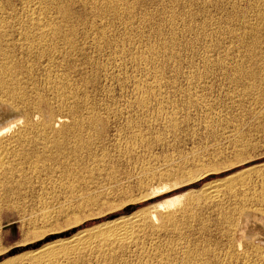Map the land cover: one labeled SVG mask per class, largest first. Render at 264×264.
Here are the masks:
<instances>
[{
	"label": "rangeland",
	"instance_id": "1",
	"mask_svg": "<svg viewBox=\"0 0 264 264\" xmlns=\"http://www.w3.org/2000/svg\"><path fill=\"white\" fill-rule=\"evenodd\" d=\"M56 1L0 0V18L7 16V22H12L10 36L16 44L21 39L20 24L31 18L48 17L61 27V52H54V56H47L51 55L47 50L41 55L19 46L15 51L12 48V60L16 62L13 56L18 55L17 62L24 64L26 71L18 74L23 82L18 79L14 89L30 104L38 103L41 96L46 100L39 106L41 115L33 114L34 123L72 119L64 122L66 127L62 125L72 133L61 126L62 130L56 129L63 131V138L61 132L55 133L57 136L53 133L56 140L47 138L50 133L41 134L47 142L50 139L46 146L40 140L38 148L28 147H34L33 151L0 149V172H5L0 173V264H49L46 258H34L46 246L55 247L54 257L48 256L53 264L56 260L55 264H218L232 248L226 230L230 217L244 207L264 209V0ZM252 33L255 37L250 36ZM3 76L0 73L1 83L6 81ZM54 82L60 86L57 88ZM4 85H0V101L16 109L23 106L20 98L12 104L9 96L13 94L5 93ZM59 91L64 92L65 101L56 97ZM72 94L75 99L70 101ZM8 97L10 102L6 101ZM83 99L90 101L89 106ZM52 106L59 109L57 113ZM72 106L75 109L71 111ZM24 108L19 110L26 111ZM88 114L101 121L99 127L97 122L95 129L90 126ZM76 118L81 129L76 126ZM12 133L5 134L4 140ZM78 135L84 140H77ZM10 150L19 151L13 156ZM24 151L30 153L21 162L16 153ZM210 185H219L220 196L214 204L206 200ZM134 214L147 217L135 227V237L107 250L100 239L114 233L117 221ZM151 215L158 217L155 223L148 221ZM79 237L86 239L84 245L70 247L69 242Z\"/></svg>",
	"mask_w": 264,
	"mask_h": 264
},
{
	"label": "bare ground",
	"instance_id": "2",
	"mask_svg": "<svg viewBox=\"0 0 264 264\" xmlns=\"http://www.w3.org/2000/svg\"><path fill=\"white\" fill-rule=\"evenodd\" d=\"M47 0H45V2H46ZM56 1V0H55ZM50 2V1H49ZM57 2V1H56ZM106 2V1H105ZM92 3V2H91ZM105 5H106V3H104ZM110 5V4H109ZM94 6V5H93ZM107 6V5H106ZM96 7V6H95ZM94 9V8H93ZM104 9V8H103ZM106 9H108V8H106ZM113 9V8H112ZM96 10V9H95ZM1 12V11H0ZM66 12V11H65ZM69 12V11H68ZM33 14H35V13H33ZM37 14V13H36ZM43 14V13H42ZM3 15V14H2ZM5 15V14H4ZM3 15V16H4ZM15 15V14H14ZM28 15V14H27ZM40 15V14H39ZM107 15V14H106ZM1 16V15H0ZM2 17V16H1ZM5 17V16H4ZM7 17V16H6ZM6 17H5V19H3V18H0V73H2L4 76L3 77H5L6 78V81H5V83H4V79H3V82L2 83H4V84H2L1 83V81L2 80H0V85H4L3 86V90H7V91H5V93H8V94H10V95H12V96H9V97H11V100L13 101V103L12 104H14V101L15 102H17L16 100L17 99H19V100H21L22 101V99H23V103H22V105L23 106H20V105H18V107L19 108H21V107H25L26 108V111H22V110H19V108L18 109H16V107L17 106H15V108H13V105H10V104H7V103H4V100H2V101H0V149H3V151L5 150V147H7V148H10V147H17V148H19V149H24V148H26V151H27V148L28 147H32V146H34V147H39L40 145H38V146H36V144H39L38 142H40V140H42V142L43 141H45V146L49 143H51L50 142V139H54L55 138V136H53L55 133H57L58 132V130H56L57 129V127H59V128H61L62 127V125H64L65 126V124H67L68 123V121H71V120H68L69 118H67L66 120H62V119H54L53 117L54 116H52L51 118H53V120L52 121H50V122H47L48 124H43V123H34L33 122V120H32V118H34V116H33V114H37L38 115V117H39V114L41 113H39V110H40V108H39V106L42 104L43 105V103H47L46 102V100L44 99V98H42V96H41V98L39 99V98H37L36 96L34 97V98H37L38 99V103H36V104H30L31 102H27V100L25 99V98H21L22 97V93L20 92L19 94H18V92L16 93L15 92V90L17 89H14V85L18 82V79L19 80H21V78H18V74L20 73V72H26V71H24L25 70V67H24V64H21V63H19V62H17L18 60L17 59H19V58H17V56L16 57H14L13 56V58H16L15 60H16V62H14L13 60H12V56H11V51H12V48L14 49V51H15V49L17 48V46H19L20 48H24V49H27V50H29L30 52L29 53H31V54H36L35 52H41V51H43L44 50V52H45V50H47V51H49V54H51V55H48L47 54V56H52V54H53V56H54V52L56 53V52H61V51H59V49L62 47H60V48H58V45H59V43L62 41V39H61V37H63V35L61 34V33H63L61 30L62 29H60V28H58V27H56V25L54 24V22H52L50 19H48V17L46 18V17H39V18H31V19H27L28 21H26V22H22L21 24H20V31H19V34L18 35H20V37H21V39L19 40V43L17 42V44H16V42H14V40L12 41L11 39L13 38L12 37V34H11V36H10V31H11V33H12V31L13 30H10V29H12V26H10L11 25V23H9V21L7 22V20H6ZM9 18V17H8ZM14 18V17H13ZM12 18V19H13ZM15 20H16V18H15ZM14 20V21H15ZM19 20V19H18ZM24 20V19H23ZM13 21V22H14ZM172 22V21H171ZM15 23H17V22H15ZM19 23V22H18ZM176 23V22H175ZM60 24V23H59ZM15 26V25H14ZM64 25H62V27H63ZM127 26V25H126ZM18 27V26H17ZM16 27V28H17ZM256 27V26H255ZM14 28V27H13ZM256 28H258V27H256ZM15 30V29H14ZM101 30H103V29H101ZM250 30H251V28H250ZM257 30V29H256ZM18 31V30H17ZM17 31H15V32H17ZM73 31V30H72ZM104 31V30H103ZM68 32H69V30H68ZM67 32V33H68ZM14 33V32H13ZM69 33H71V32H69ZM109 33H111V32H109ZM257 33V32H256ZM74 34V33H73ZM115 34V33H114ZM250 34V33H249ZM254 33H252L250 36H252ZM14 35V34H13ZM15 35H17V34H15ZM66 36H67V34H65ZM69 35V34H68ZM71 35H72V33H71ZM263 35V34H262ZM100 36V35H99ZM105 36V35H104ZM254 37H255V34L253 35ZM256 36H257V34H256ZM259 36V35H258ZM12 37V38H11ZM74 37V36H73ZM260 37H261V35H260ZM110 38V37H109ZM253 38V37H252ZM95 39V38H94ZM93 39V40H94ZM257 39H260L259 37L257 38ZM109 40V39H108ZM17 41V40H16ZM63 41H65V40H63ZM70 41V40H69ZM72 41V40H71ZM106 41V40H105ZM251 41H252V39H251ZM250 41V42H251ZM258 41V40H257ZM99 42V41H98ZM112 43H113V41H111ZM245 42V41H244ZM255 42V41H254ZM243 43V42H242ZM246 43V42H245ZM262 43V42H261ZM260 43V44H261ZM63 44V43H62ZM68 43H66L65 45H67ZM72 44V43H71ZM82 44V43H81ZM96 44V43H95ZM114 44H116V43H114ZM125 44V43H124ZM251 44H253V43H251ZM75 44H73V46H74ZM77 45V44H76ZM75 45V46H76ZM110 45V44H109ZM109 45H107V47L109 46ZM111 45H113V44H111ZM111 45L109 46L110 48H111ZM82 46V45H81ZM102 46V45H101ZM117 46H119V45H117ZM45 47H47V48H45ZM67 47V46H66ZM76 47H79V46H76ZM75 47V48H76ZM96 47H98V46H96ZM104 47V46H103ZM254 47V46H253ZM256 47H258V46H256ZM255 47V48H256ZM19 48V49H20ZM72 48V47H71ZM75 48H73V49H75ZM112 48H113V50H117V49H119V48H115L114 49V46H112ZM111 48V49H112ZM18 49V48H17ZM79 49H81V48H79ZM78 49V50H79ZM86 49V48H85ZM95 49H97V48H95ZM100 49V48H99ZM105 49V48H104ZM110 49V50H111ZM171 49V48H170ZM253 49V48H252ZM67 50V49H66ZM69 50H70V48H69ZM82 50V49H81ZM103 50V48L101 49V51ZM17 51H19V50H17ZM20 51H22V53H23V50H20ZM19 51V52H20ZM63 51V50H62ZM84 50H82V52H83ZM118 51V50H117ZM13 52V51H12ZM25 52V51H24ZM27 52V51H26ZM64 52V51H63ZM73 52V51H72ZM79 52V51H78ZM81 52V53H82ZM99 52H100V50H99ZM16 53V52H15ZM38 53V54H39ZM74 53H75V50H74ZM80 53V52H79ZM41 54V53H40ZM78 54V53H77ZM263 54V53H262ZM16 55V54H15ZM42 55V54H41ZM40 55V56H41ZM45 55H46V53H45ZM58 55V54H57ZM63 55V54H62ZM61 54H60V56H62ZM75 55H76V53H75ZM80 55V54H79ZM82 55V54H81ZM264 55V54H263ZM23 56H24V54H23ZM33 56V55H32ZM35 56V55H34ZM39 56V57H40ZM44 56V55H43ZM59 56V57H60ZM65 56H67V55H65ZM89 56V55H88ZM246 56V55H245ZM25 57V56H24ZM28 57H30V55L28 56ZM173 57V56H172ZM250 57V56H249ZM248 57V58H249ZM37 58V57H36ZM46 58L47 57H45V60H46ZM64 58V57H63ZM68 58V57H67ZM79 58V57H78ZM80 58H82V56L80 57ZM83 58H84V56H83ZM87 58H89V57H87ZM93 58V57H92ZM166 58V57H165ZM251 58V57H250ZM249 58V59H250ZM22 59V58H21ZM31 59V58H30ZM30 59H27V60H30ZM40 60H41V57L39 58ZM43 59V58H42ZM48 59V58H47ZM55 59H56V54H55ZM68 59H70V58H68ZM67 59V60H68ZM73 59V57L71 58V61H74V59ZM90 59V58H89ZM107 59V58H106ZM34 60V59H33ZM37 60V59H36ZM39 60V61H40ZM59 60H60V58H59ZM64 60V59H63ZM67 60H66V62H67ZM78 60V59H77ZM83 60V59H82ZM87 60V59H86ZM167 60V59H166ZM244 60V59H243ZM255 60V59H254ZM261 60V59H260ZM22 62H23V59L21 60ZM20 61V62H21ZM38 61V60H37ZM41 61H43V60H41ZM57 61V60H56ZM55 60H54V62H56ZM65 61V60H64ZM85 61V60H84ZM83 61V62H84ZM249 61H251V60H249ZM31 62V61H30ZM36 62V61H35ZM53 62V61H52ZM88 62V61H87ZM96 62V61H95ZM255 62V61H254ZM262 62V61H261ZM23 63H25V60H24V62ZM27 63V62H26ZM33 63V62H32ZM32 63H31V65H32ZM41 63H43V62H41ZM64 63V62H63ZM75 63V62H74ZM91 63V62H90ZM244 63V62H243ZM250 63V62H249ZM252 63V62H251ZM260 63V62H259ZM28 64H30V63H28ZM27 64V65H28ZM52 64V63H51ZM55 64V63H54ZM58 64H60V62L58 61ZM76 64H78V63H75V65ZM82 64V63H81ZM86 64V63H85ZM88 64V63H87ZM261 64V63H260ZM260 64L258 65V66H260ZM26 65V64H25ZM30 65V66H31ZM34 65V64H33ZM32 65V66H33ZM35 65H36V63H35ZM56 65V64H55ZM63 65V64H62ZM69 65H71V63L69 64ZM73 65V64H72ZM92 65V64H91ZM95 65V64H94ZM99 65H100V63H99ZM57 66V65H56ZM60 65H58V67H59ZM97 66V65H96ZM109 66V65H108ZM158 66V65H157ZM242 66H244L243 64H242ZM247 66H248V64H247ZM27 67V66H26ZM165 67V66H164ZM238 67V66H237ZM236 67V69H238ZM244 67H246V66H244ZM34 68V67H33ZM42 68V67H41ZM49 68V67H48ZM51 68V67H50ZM57 68V67H56ZM73 68V67H72ZM102 68V67H101ZM247 68V67H246ZM255 68V67H254ZM258 68V67H257ZM31 69V68H30ZM38 69H39V67H38ZM46 69V68H45ZM92 69V68H91ZM97 69V68H96ZM99 69V68H98ZM97 69V70H98ZM241 69V68H240ZM27 70H29V69H27ZM33 70V69H32ZM48 70H50V69H48ZM54 70V69H53ZM57 70V69H56ZM56 70H54V71H56ZM61 70V69H60ZM95 70V69H94ZM97 70H96V72H97ZM106 70H108V69H106ZM245 70V69H244ZM247 70V69H246ZM44 72H45V70H43ZM59 71V70H58ZM62 71H64V70H62ZM66 71V70H65ZM72 71V76H73V70H71ZM81 71V70H80ZM241 71V70H240ZM250 71V70H249ZM252 71V70H251ZM34 72V71H33ZM40 72H41V70H40ZM44 72H42V75H43V73ZM49 71H46V73H48ZM84 72V71H83ZM234 72H235V69H234ZM233 72V73H234ZM242 72V71H241ZM38 73V72H37ZM53 73V72H52ZM57 73V72H56ZM56 73H54L55 75H56ZM63 73V72H62ZM67 73V72H66ZM75 73V72H74ZM79 73V72H78ZM249 73V72H248ZM251 73V72H250ZM255 73V72H254ZM257 73V72H256ZM262 73H263V71H262ZM21 74V73H20ZM23 74V73H22ZM36 74V73H35ZM59 74H61L60 73V71H59ZM63 74H65V72L63 73ZM69 74V73H68ZM68 74H66V75H68ZM94 74V73H93ZM253 74V73H252ZM261 74V73H260ZM25 75V74H24ZM33 75V74H32ZM32 75H31V77H32ZM53 75V74H52ZM54 75V76H55ZM70 75V74H69ZM92 75V74H91ZM97 75V74H96ZM236 75H237V73H236ZM238 75H240V74H238ZM248 75H250V74H248ZM19 76H21V77H24V76H22V75H19ZM35 76V75H34ZM49 76H51L50 74H49ZM58 76V75H57ZM231 76H234L235 77V75H231ZM254 76V75H253ZM2 77V76H1ZM27 77V76H26ZM25 77V78H26ZM30 76H29V78H31ZM45 77H47L46 76V74H45ZM53 77V76H52ZM51 77V78H52ZM60 77H61V75H60ZM64 77H66V76H64ZM68 77V76H67ZM71 77V76H70ZM75 77V76H74ZM237 77V76H236ZM235 77V78H236ZM240 77V76H239ZM245 77V76H244ZM244 77H242V78H244ZM250 77V76H249ZM41 78V77H40ZM59 78V77H58ZM62 78V77H61ZM92 78V77H91ZM241 78V77H240ZM240 78H238V79H240ZM241 78V79H242ZM264 78V77H263ZM2 79V78H1ZM24 79V78H23ZM36 79V78H35ZM64 79H66V78H64ZM82 79V78H81ZM25 80V79H24ZM27 80V79H26ZM41 80H43V79H41ZM45 80V79H44ZM51 80H54V78H52ZM58 80V79H57ZM77 80V79H76ZM93 80V79H92ZM91 80V81H92ZM32 81V80H31ZM33 81H35V80H33ZM55 81V80H54ZM61 81V80H60ZM60 81H59V83H60ZM68 81V80H67ZM73 81V80H72ZM90 81V82H91ZM94 82H95V79L93 80ZM236 81V80H235ZM240 81V80H239ZM245 81V80H244ZM247 81V80H246ZM260 81V80H259ZM21 82H23L22 80H21ZM28 82V80L25 82V84H28L27 83ZM56 82V81H55ZM55 82H54V86H57V88H58V86H60V85H55ZM62 82V81H61ZM64 82V81H63ZM83 82V81H82ZM86 82V81H85ZM84 82V83H85ZM87 82H89V81H87ZM87 82L85 83V84H87ZM236 82H238V81H236ZM243 82V81H242ZM257 82V81H256ZM263 82V81H262ZM7 83V84H6ZM31 83V82H30ZM38 83V82H37ZM36 82H35V84H37ZM65 83V82H64ZM67 83V82H66ZM70 82H68V84H69ZM80 83V82H79ZM261 83V82H260ZM19 84H20V82H19ZM18 84V85H19ZM22 84V83H21ZM42 84H44V83H42ZM47 84V83H46ZM48 84H50L49 83V81H48ZM57 84H58V82H57ZM61 84V83H60ZM73 84V83H72ZM259 84V83H258ZM6 85H8V86H6ZM23 85V84H22ZM29 85V84H28ZM75 85V84H74ZM74 85H72V86H74ZM88 85V84H87ZM16 86V85H15ZM20 87H21V85H19ZM27 86V85H26ZM33 86V85H32ZM46 86H49V85H46ZM66 86V85H65ZM65 86H64V88H65ZM71 86V85H70ZM69 86V88H71ZM11 87V88H10ZM23 87V86H22ZM19 88L20 90L21 89H23V88ZM36 87V86H35ZM42 87V86H41ZM87 87V86H86ZM0 88H1V86H0ZM14 89V92H9V90H13ZM28 88V87H27ZM26 88V90H28ZM34 88V87H33ZM37 88V87H36ZM44 88H45V86H44ZM48 88V87H47ZM50 88V87H49ZM55 88V87H54ZM62 88V87H61ZM67 88V87H66ZM85 88V87H84ZM19 89H18V91H19ZM40 89H42V88H40ZM51 89V88H50ZM60 89V88H59ZM58 89V90H59ZM77 89V88H76ZM24 90H25V88H24ZM26 90H25V92H26ZM61 90V89H60ZM68 90V89H67ZM66 90V91H67ZM74 89H72V91H73ZM44 91V90H43ZM53 91H54V89H53ZM65 91V90H64ZM65 91V92H66ZM70 91V90H69ZM77 90H75V92H76ZM82 91V90H81ZM24 92V93H25ZM29 92V91H28ZM35 92H36V90H35ZM34 92V93H35ZM42 92V91H41ZM46 92V91H45ZM54 92H56V90L54 91ZM30 93V92H29ZM33 93V92H32ZM39 93H40V91H39ZM38 93V94H39ZM44 93V92H43ZM63 93L64 92H62V94H61V92L59 91V93L57 94V96L56 97H58V99L60 100V99H62L63 98ZM71 93V92H70ZM89 93H90V91H89ZM254 93V92H253ZM0 94H1V92H0ZM21 94V96H19ZM37 94V93H36ZM46 94V93H45ZM44 94V95H45ZM75 94V93H74ZM74 94H72L73 96H69V98H70V101H71V98H72V101H73V99H75V98H73V97H75L74 96ZM84 94H85V92H84ZM91 94V93H90ZM3 95L4 94H2V96L1 97H3ZM24 95V94H23ZM26 95H28L27 93H26ZM33 95V94H32ZM43 95V94H42ZM47 95V94H46ZM45 95V96H46ZM55 95H56V93H55ZM65 95H66V93H65ZM64 95V96H65ZM76 95V94H75ZM81 95V94H80ZM89 95V94H88ZM7 96V95H6ZM53 96V95H52ZM77 96V95H76ZM85 96H86V94H85ZM91 96V95H90ZM90 96L88 97V98H90ZM8 97V100H6L7 102L9 101V98ZM26 97V96H25ZM50 97V96H49ZM84 97V96H83ZM27 98V97H26ZM31 98V97H30ZM47 98H48V96H47ZM68 98V99H69ZM77 98V97H76ZM79 98V97H78ZM80 98H81V96H80ZM87 98V97H86ZM4 99H5V96H4ZM36 99V100H37ZM58 99H56V101L58 100ZM64 99V98H63ZM67 99V98H66ZM1 100V99H0ZM26 100V101H25ZM50 100V99H49ZM58 100V101H59ZM81 100V99H80ZM84 100V99H83ZM82 100V101H83ZM51 101V100H50ZM64 101H65V99H64ZM77 101H78V99H77ZM85 101V100H84ZM87 101H88V99H87ZM87 101H85V103H87ZM10 102V101H9ZM18 102H20V101H18ZM53 102H55V101H53ZM61 102V101H60ZM60 102L58 103L59 105H61L60 104ZM67 102V101H66ZM65 102V103H66ZM69 102V101H68ZM88 102H90V101H88ZM92 102V101H91ZM34 103V102H33ZM57 103V102H56ZM64 103V102H63ZM75 103V102H74ZM84 103V104H85ZM93 103V102H92ZM48 104H50L49 102H48ZM55 104V103H54ZM53 104V105H54ZM67 104V103H66ZM70 104V103H69ZM76 104V103H75ZM88 104V103H87ZM90 104V103H89ZM89 104H88V106H89ZM94 104V103H93ZM51 105V104H50ZM49 105V106H50ZM81 105V104H80ZM92 105V104H91ZM98 105V104H97ZM48 106V107H49ZM58 106V105H57ZM57 106H56V108H57ZM62 106V105H61ZM64 106V105H63ZM62 106V107H63ZM75 106V105H74ZM79 106V105H78ZM78 106H77V108H78ZM47 107V106H46ZM53 107V110H54V106H52ZM67 107V106H66ZM71 107V106H70ZM93 107V106H92ZM102 107V106H101ZM24 108V109H25ZM30 108H32V112L30 111ZM60 108V107H59ZM90 108V107H89ZM96 108V107H95ZM49 110H50V108H48ZM58 109V108H57ZM57 109H55V110H57ZM65 109V108H64ZM72 109H73V106H72V108H71V111H72ZM75 109V108H74ZM73 109V110H74ZM79 109V108H78ZM78 109L76 110V111H78ZM80 109H82V108H80ZM84 109V108H83ZM104 109V108H103ZM107 109V108H106ZM55 110H54V113H57V111L55 112ZM59 110V109H58ZM88 110V109H87ZM101 110V109H100ZM110 110V108H108V111ZM41 111H43V110H41ZM64 111V110H63ZM66 111V110H65ZM70 111V110H69ZM80 111V110H79ZM93 111V110H92ZM106 111V110H105ZM27 112V113H26ZM81 112V111H80ZM85 112V111H84ZM83 112V113H84ZM89 112V111H88ZM91 112V111H90ZM95 112V111H94ZM65 113V112H64ZM70 113V112H69ZM72 113V112H71ZM75 113V112H74ZM87 113V112H86ZM96 113V112H95ZM61 114V113H60ZM77 114H78V112H77ZM80 114V113H79ZM82 114V113H81ZM104 114H107V113H104ZM113 114V113H112ZM37 115H36V117H37ZM41 115V114H40ZM42 115H44V114H42ZM55 115V114H54ZM67 115H70V114H67ZM73 115V114H72ZM88 115H90V114H88ZM97 116H98V112H97V114H96ZM33 116V117H32ZM60 116V115H59ZM61 116H62V114H61ZM60 116V117H61ZM80 116V115H79ZM83 116V115H82ZM95 116V115H94ZM93 114L92 115H90L88 118V120H90L89 121V124H90V126L91 127H94V125H95V123L97 122L96 121V119H92L93 117ZM41 117V116H40ZM68 117V116H67ZM70 118H71V116H69ZM44 118H45V115H44ZM75 118V117H74ZM82 118V117H81ZM81 118H79L80 120H81ZM99 118V117H98ZM105 118V117H104ZM92 119V120H91ZM107 119H109V118H107ZM40 120V119H39ZM38 120V121H39ZM43 120H46V118L45 119H43ZM50 120V119H49ZM68 120V121H67ZM83 120V119H82ZM101 120V119H100ZM37 121V122H38ZM66 121H67V123H66ZM107 121V120H106ZM64 122H65V124H64ZM72 122V121H71ZM76 126H77V128H79L80 127V124L78 123L79 121H78V119L76 118ZM85 122V121H84ZM99 122V121H98ZM97 122V123H98ZM101 122V121H100ZM99 122V123H100ZM108 122V121H107ZM70 123V122H69ZM74 123V122H73ZM83 123V122H82ZM99 123H98V127H99ZM75 124V123H74ZM87 124V123H86ZM85 124V125H86ZM110 124V123H109ZM70 125V124H69ZM68 125V128L70 127ZM85 125H83V126H85ZM61 126V127H60ZM62 127V128H64L65 129V127ZM89 126V127H90ZM82 127V126H81ZM62 128H61V130H62ZM71 128V127H70ZM72 129V128H71ZM71 129H68V130H71ZM75 129V128H74ZM79 129H81V128H79ZM79 129H78V131H79ZM86 128H84V130H85ZM89 129V128H88ZM92 129V128H91ZM94 129H95V127H94ZM98 129V128H97ZM96 129V131H98ZM61 130H59V132H61ZM73 130V129H72ZM82 130H83V128H82ZM65 132H67L66 131V129L64 130ZM81 131V130H80ZM86 131H88V130H86ZM91 131V130H90ZM11 132H13L11 135H9L8 137H9V139H7V140H4V137H5V134H8V133H11ZM58 132V133H59ZM63 132V131H62ZM61 132V133H62ZM68 132H70V131H68ZM67 132V133H68ZM81 132H85V131H81ZM44 133H50V135H52V136H47V134L45 135V136H47V138L48 137H51L49 140H48V142H47V140L46 139H44L43 137H42V135L41 134H44ZM54 133V134H53ZM70 133H72V132H70ZM79 133V132H78ZM77 133V134H78ZM98 133V132H97ZM63 134V133H62ZM62 134L60 135V137L62 136ZM66 134V133H65ZM69 134V133H68ZM79 134H84V133H79ZM90 134H92V131H91V133ZM93 134H94V131H93ZM49 135V134H48ZM56 135V134H55ZM71 135V134H70ZM73 135H74V133H73ZM72 135V136H73ZM44 136V135H43ZM57 136V135H56ZM65 135L63 134V136H62V138L64 137ZM67 136V135H66ZM89 136V135H88ZM59 137V138H60ZM69 137V136H68ZM84 137H85V135H84ZM98 137H99V135H98ZM75 138V137H74ZM90 138H92V137H90ZM95 138V137H94ZM100 138H101V136H100ZM65 139V138H64ZM64 139H61V141H63ZM76 139L78 140V139H80L81 140V136L80 135H78V136H76ZM98 139V138H97ZM55 140H56V138H55ZM58 140V139H57ZM82 140H84V139H82ZM81 140V141H82ZM88 140V139H87ZM91 140V139H90ZM52 141V140H51ZM59 141V140H58ZM60 141V142H61ZM65 141H66V139H65ZM74 141V140H73ZM96 141V140H95ZM53 142H54V140H53ZM57 142V141H56ZM64 142V141H63ZM92 142V141H91ZM47 143V144H46ZM62 143V142H61ZM76 143V142H75ZM83 143V142H82ZM85 143V142H84ZM87 143V142H86ZM86 143H85V145H86ZM41 144V143H40ZM44 144V143H43ZM42 144V145H43ZM53 144H55V143H53ZM68 144H69V142H68ZM67 144V145H68ZM62 145H63V143H62ZM66 145V144H65ZM68 146H70V144L68 145ZM73 146V145H72ZM90 146V145H89ZM32 148L33 150H35V148ZM74 147V146H73ZM77 147V146H76ZM86 147V146H85ZM16 148V149H17ZM54 148H56V147H54ZM59 148H62L61 146L59 147ZM71 146H70V150H71ZM87 148V147H86ZM12 149H14V148H12ZM29 149V148H28ZM30 150L29 149V151H33V150ZM50 149V148H49ZM77 149V148H76ZM76 149H73V150H76ZM90 149V148H89ZM93 149H95L94 147H93ZM40 150H41V148H40ZM64 150V149H63ZM69 149L67 148V151H68ZM80 150V149H79ZM2 151V150H1ZM8 151H9V149H8ZM8 151H7V153H8ZM10 151H12V150H10ZM17 151H19V150H17ZM17 151H12V152H14L13 154V156H15V152H17ZM21 151H23V150H21ZM26 151H24V152H18V153H16V155H17V157H19L20 159H21V162H24L22 159H26L27 157H28V153H30V152H28V153H26ZM39 151V150H38ZM42 151V150H41ZM58 151V150H57ZM57 151H56V153H57ZM60 151H61V149H60ZM84 151V154H85V149L83 150ZM91 150H89V152H90ZM93 151V150H92ZM47 152V151H46ZM46 152H45V154H46ZM53 152H55V151H53ZM62 152H64V151H62ZM62 152H61V155H62ZM69 152V151H68ZM74 152V151H73ZM76 153L78 152V151H75ZM80 152V151H79ZM78 152V153H79ZM5 153V152H4ZM6 153V154H7ZM34 152H32V154H33ZM38 153H40V151L38 152ZM44 153V152H43ZM52 153V152H51ZM59 153V152H58ZM66 153V152H65ZM70 153H71V151H70ZM76 153H75V158H76ZM91 153V152H90ZM2 153H0V155H1ZM9 154H10V152H9ZM12 154V153H11ZM42 154V153H41ZM72 154V153H71ZM82 154H83V152H82ZM4 155V154H3ZM48 155V154H47ZM67 156H68V154H66ZM70 155V154H69ZM73 155H74V153H73ZM72 155V157H74ZM87 155H88V153H87ZM92 154H90V156H91ZM108 155V154H107ZM9 156V155H8ZM8 156H6V157H8ZM12 156V157H13ZM41 156V155H40ZM39 156V157H40ZM46 156V155H45ZM49 156V155H48ZM47 156V157H48ZM55 156V155H54ZM66 156V157H67ZM82 156H84V155H82ZM81 156V157H82ZM94 156V155H93ZM2 157V156H1ZM4 158H5V156H3ZM11 157V158H12ZM16 157V158H17ZM34 157V156H33ZM42 157V156H41ZM40 157V158H41ZM52 156H50V157H48V159L49 158H51ZM61 157V156H60ZM80 157V156H79ZM85 157H86V155H85ZM89 157V156H88ZM11 158H10V160H11ZM14 159H15V157H13ZM19 158H17V160H20ZM46 158V157H45ZM68 158H71V157H68ZM74 158V159H75ZM83 158V157H82ZM81 158V159H82ZM94 158V157H93ZM9 159V158H8ZM7 159V160H8ZM13 159V160H14ZM28 159V158H27ZM26 159V160H27ZM55 158H53V159H51V161L52 160H54ZM58 159V158H57ZM65 159V158H64ZM84 159V158H83ZM82 159V160H83ZM86 159V158H85ZM99 159V158H98ZM12 160V161H13ZM33 160V159H32ZM46 160V159H45ZM66 160V159H65ZM70 160H72L73 161V159H70ZM77 160L79 161V159H78V157H77ZM87 160V159H86ZM89 160H90V158H89ZM103 160V159H102ZM101 160V161H102ZM1 161H3V160H1ZM30 161V160H29ZM37 161V160H36ZM41 161H44L43 160V158H42V160ZM51 161H50V163L49 164H51ZM57 161V160H56ZM69 161V160H68ZM85 161V160H84ZM100 161V162H101ZM106 161V160H105ZM104 161V162H105ZM15 162V161H14ZM20 162V163H21ZM104 162H101V163H104ZM1 163V162H0ZM12 163V162H11ZM10 163V164H11ZM18 163V162H17ZM43 163V162H42ZM45 163V162H44ZM47 164H48V162H46ZM52 163H54V162H52ZM57 164H58V162H56ZM78 163V162H77ZM87 163V162H86ZM92 163H94V162H92ZM98 163H99V161H98ZM3 164H4V162H3ZM5 164H7V163H5ZM9 164V163H8ZM15 164V163H14ZM13 164V165H14ZM31 164V163H30ZM37 164V163H36ZM47 164H43V165H47ZM48 164V165H49ZM56 164V165H57ZM60 164H61V162H60ZM60 164H58V165H60ZM69 164H72V163H69ZM73 164H74V162H73ZM78 164H80V161H79V163ZM81 164H82V162H81ZM80 164V166L81 167H83L82 165ZM95 164H96V162H95ZM12 165V164H11ZM19 165V164H18ZM21 165V164H20ZM53 165V164H52ZM75 165V164H74ZM73 165V167H75ZM92 165V164H91ZM3 165H1V167H2ZM16 166V165H15ZM54 166V165H53ZM61 166H63V165H61ZM66 166H68V165H66ZM77 166V165H76ZM79 166V167H80ZM86 166V165H85ZM89 166V165H88ZM87 166V167H88ZM96 166V165H95ZM16 167H19V166H16ZM23 167H24V165H23ZM23 167H22V169H23ZM55 167V166H54ZM72 167V166H71ZM70 167V168H71ZM79 167H77V168H79ZM4 168V167H3ZM8 168V167H7ZM12 169L11 170H13V167H11ZM86 167H84L83 168V170L85 169ZM89 168H91L90 166H89ZM16 169V168H15ZM21 168H20V170H22ZM57 169V168H56ZM75 169V168H74ZM88 169V168H87ZM98 169V168H97ZM106 169V168H105ZM0 170H1V168H0ZM10 170V169H9ZM17 170H19V169H17ZM44 170H46V169H44ZM50 170V169H49ZM53 170V169H52ZM58 170H60L59 169V167H58ZM57 170V171H58ZM72 170H73V168H72ZM72 170H70V172L72 171ZM76 171H77V169H75ZM80 169H78V171H79ZM86 170V169H85ZM84 170V171H85ZM2 171H3V169H2ZM23 171V170H22ZM51 171V170H50ZM54 171H55V169H54ZM74 171V170H73ZM83 171V172H84ZM87 171V170H86ZM9 172V171H8ZM16 172H19V171H16ZM25 172V171H24ZM23 172V173H24ZM40 172V171H39ZM53 172V171H52ZM51 172V173H52ZM58 172H61V171H58ZM70 172H69V175H70ZM81 172H82V169H81ZM93 172V171H92ZM0 173H2V174H4L5 175V172H0ZM14 173V172H13ZM21 174H23L22 172H20ZM41 173V172H40ZM76 173V172H75ZM8 174V173H7ZM49 174V173H48ZM58 174V173H57ZM60 174H63V172L62 173H60ZM74 174V173H73ZM77 174V173H76ZM13 175H15V174H13ZM18 175H19V173H18ZM26 175H28V174H26ZM65 175V174H64ZM68 175V176H69ZM90 175V174H89ZM88 175V176H89ZM92 175V174H91ZM11 175H10V172H9V177H10ZM15 176H17V175H15ZM63 176V175H62ZM66 176V175H65ZM71 176V175H70ZM7 178L6 179H8L9 177L8 176H6ZM13 177V176H12ZM21 177V176H20ZM20 177H19V179H20ZM73 177V176H72ZM71 177V178H72ZM83 177V176H82ZM87 177V176H86ZM15 178V177H14ZM14 178H12V180L14 179ZM23 178V177H22ZM163 178V177H162ZM1 179H2V176H1ZM5 179V180H6ZM17 179V178H16ZM80 179V178H79ZM82 179V178H81ZM68 180V179H67ZM78 180V179H77ZM1 181H3V180H1ZM8 181L9 180H7V181H5V182H7L8 183ZM15 181V180H14ZM58 181V180H57ZM11 182V181H10ZM20 182V181H19ZM72 182V181H71ZM53 183V182H52ZM1 184H2V182H1ZM10 184V183H9ZM12 184V183H11ZM114 184V183H113ZM13 185H14V183H13ZM13 185H11L12 187H13ZM73 185V184H72ZM2 186V185H1ZM5 186V185H4ZM10 186V185H9ZM10 186V187H11ZM6 187V186H5ZM8 187V186H7ZM7 187H6V189H7ZM21 187V186H20ZM218 188H219V185H210L208 188H207V190H206V200L208 201H211V202H213V204L215 203V200L216 199H218L219 198V196H220V191L218 190ZM1 189V188H0ZM2 189H4L3 188V186H2ZM14 189H16V188H14ZM5 190V189H4ZM8 190V189H7ZM10 190V189H9ZM8 190V191H9ZM3 192V191H2ZM6 192V191H5ZM12 192H14V190L12 191ZM81 192V191H80ZM4 193V192H3ZM1 194V193H0ZM94 194V193H93ZM91 195V194H90ZM94 198V197H93ZM245 202L247 203V202H249V201H247V200H245ZM209 204H210V202H209ZM171 205V204H170ZM243 205V204H242ZM159 206H163V205H159ZM158 206V207H159ZM173 206V205H172ZM256 206V205H255ZM157 207V208H158ZM236 212V211H235ZM234 212V213H235ZM50 213V212H49ZM46 214H47V212H46ZM51 214V213H50ZM53 214V213H52ZM166 214H168V213H165V215ZM170 214V213H169ZM231 214H233V213H231ZM42 215H45V213H43ZM135 216H133L132 218H129V219H127V220H119V222L117 221V223H115V224H113V228H114V233L112 234L110 231H109V233H111L112 235H110V236H107L106 238H104V239H100V241H102L103 242V244H104V246L107 248V247H110V249L111 248H113V246H116V245H118V244H124V243H126L127 241H129V240H131L132 238H134L135 236H134V234H135V232H134V229H135V227H137L144 219H146L147 217H145V215L143 216V215H137V214H134ZM171 215V214H170ZM173 215V214H172ZM230 215V214H229ZM46 216H48V215H46ZM51 216V215H50ZM53 216V215H52ZM162 216H164V214L162 215ZM174 216V215H173ZM172 216V217H173ZM232 216V215H231ZM44 217V216H43ZM150 218V219H149ZM148 219V221H150V222H152V223H155L154 221L155 220H157L158 219V217L156 216V215H154V216H152L151 215V217H149ZM231 219L228 221V229H226L227 230V234H228V236H229V239L231 240L230 242V244H231V246H232V248H231V251L230 252H228V249H227V252L229 253H226V254H228L225 258H221L222 260H218L219 261V263L218 264H264V209L263 208H247V207H244V208H240V210H238L237 211V213L235 214V216H234V218H232V217H230ZM42 219V218H41ZM45 219H47V217H45ZM45 219H43V220H45ZM125 219V218H124ZM228 219V218H227ZM48 220V219H47ZM175 221V220H174ZM161 222V221H160ZM162 223V222H161ZM147 224V223H146ZM160 224V223H159ZM165 224V223H164ZM167 224V223H166ZM170 224V223H169ZM169 224H168V226H169ZM149 225V224H148ZM157 225H158V223H157ZM161 225V224H160ZM141 226V225H140ZM153 226V225H152ZM142 227H144V226H142ZM159 227V226H158ZM166 227V226H165ZM111 228V227H110ZM112 228V229H113ZM139 228V227H138ZM168 228V227H167ZM150 229H151V227H150ZM170 229V228H169ZM141 230V229H140ZM159 230V229H158ZM162 230H163V228H162ZM108 231V230H107ZM137 231H139V230H137ZM106 232V231H105ZM141 232V231H140ZM153 232V231H152ZM154 232H156L155 230H154ZM97 233V232H96ZM156 233H158V232H156ZM92 234V233H91ZM107 234V233H106ZM137 234V233H136ZM94 235V234H93ZM103 235V234H102ZM226 235V234H225ZM79 236V235H78ZM81 236V235H80ZM88 236V235H87ZM101 236V235H100ZM106 236V235H105ZM134 236V237H133ZM86 237V236H85ZM101 238V237H100ZM88 239H89V237H88ZM87 239V240H88ZM228 239V238H227ZM228 239V240H229ZM84 240H86L85 238H83V237H79V238H76V239H74V240H72V241H70L69 242V245H70V247H79V246H83L84 244ZM133 241V240H132ZM101 242V243H102ZM85 244H87V243H85ZM89 244V243H88ZM87 244V245H88ZM91 245H92V243H91ZM94 245V244H93ZM92 245V246H93ZM98 245H99V243H98ZM100 245H102V244H100ZM227 245H229V244H227ZM91 248V247H90ZM93 249V248H92ZM105 249V248H104ZM103 248H102V251L104 250ZM55 250V247L54 246H46V248H42V250L40 249V251H38V252H36V254H34V258L35 259H44V258H46L47 260H46V263H49V264H53V263H51V262H53V260L51 261V259L48 257L49 255H53V252H55L54 251ZM58 250V249H57ZM107 250H108V248H107ZM113 250V249H112ZM115 250V249H114ZM113 250V251H114ZM90 251V250H89ZM106 251V250H105ZM226 251V250H225ZM92 252V251H91ZM81 253V252H80ZM82 254V253H81ZM101 254V253H100ZM79 255V254H78ZM53 257H54V255H53ZM52 257V258H53ZM56 258L58 257V256H55ZM56 260V259H55ZM54 260V261H55ZM201 261V260H200ZM217 261V262H218ZM43 262V261H42ZM56 262H57V260H56ZM55 262V263H56ZM54 263V264H55ZM208 263V262H207ZM202 264V263H201ZM206 264V263H205ZM211 264V263H210ZM214 264V263H213Z\"/></svg>",
	"mask_w": 264,
	"mask_h": 264
}]
</instances>
